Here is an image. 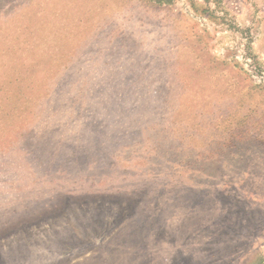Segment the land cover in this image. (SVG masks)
Wrapping results in <instances>:
<instances>
[{
	"label": "rangeland",
	"instance_id": "rangeland-1",
	"mask_svg": "<svg viewBox=\"0 0 264 264\" xmlns=\"http://www.w3.org/2000/svg\"><path fill=\"white\" fill-rule=\"evenodd\" d=\"M0 264H264V0H0Z\"/></svg>",
	"mask_w": 264,
	"mask_h": 264
}]
</instances>
